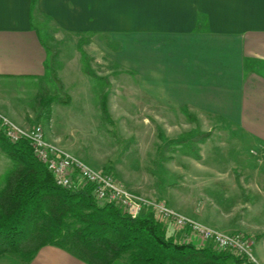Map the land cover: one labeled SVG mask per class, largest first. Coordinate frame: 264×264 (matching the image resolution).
<instances>
[{
  "label": "rangeland",
  "instance_id": "1",
  "mask_svg": "<svg viewBox=\"0 0 264 264\" xmlns=\"http://www.w3.org/2000/svg\"><path fill=\"white\" fill-rule=\"evenodd\" d=\"M38 28L52 70L41 80L0 82V112L23 128L40 125L51 144L113 174L133 194L162 201L216 231L241 235L249 261L263 264L264 190L252 200L250 188H264V181L248 168L264 159L259 148L229 122L152 102L137 90L132 73L102 55L92 36L63 34L46 20ZM11 166L0 150V189ZM0 264L27 263L5 254Z\"/></svg>",
  "mask_w": 264,
  "mask_h": 264
},
{
  "label": "crops",
  "instance_id": "2",
  "mask_svg": "<svg viewBox=\"0 0 264 264\" xmlns=\"http://www.w3.org/2000/svg\"><path fill=\"white\" fill-rule=\"evenodd\" d=\"M31 5L32 0H0V82L46 76L47 50L38 31L46 20L63 34L92 36L102 55L132 73L137 90L152 102L229 122L264 157V0H35ZM251 165L254 178L260 175L263 182L264 159ZM250 189L252 200L264 190L258 184ZM162 224L169 236L185 242L180 230ZM27 264L86 263L47 246Z\"/></svg>",
  "mask_w": 264,
  "mask_h": 264
},
{
  "label": "trees",
  "instance_id": "3",
  "mask_svg": "<svg viewBox=\"0 0 264 264\" xmlns=\"http://www.w3.org/2000/svg\"><path fill=\"white\" fill-rule=\"evenodd\" d=\"M46 50L48 72L53 66ZM101 106L106 115L105 98ZM0 150L12 163L0 189V258L16 254L28 263L55 246L86 264H115L125 254L127 264H255L179 243L150 214L132 219L111 204L99 205L90 187H58L25 140L11 144L0 134Z\"/></svg>",
  "mask_w": 264,
  "mask_h": 264
},
{
  "label": "built area",
  "instance_id": "4",
  "mask_svg": "<svg viewBox=\"0 0 264 264\" xmlns=\"http://www.w3.org/2000/svg\"><path fill=\"white\" fill-rule=\"evenodd\" d=\"M0 134L11 144L25 140L58 187L66 190L90 187L91 195L99 205L111 204L132 219L150 214L154 220L169 222L180 230L185 243L206 244L249 261L250 247L241 235L216 231L178 213L162 201L133 194L113 174L99 172L48 142L40 125L23 128L0 112ZM196 241L200 242L195 244Z\"/></svg>",
  "mask_w": 264,
  "mask_h": 264
}]
</instances>
